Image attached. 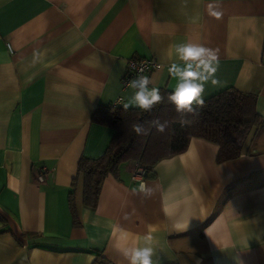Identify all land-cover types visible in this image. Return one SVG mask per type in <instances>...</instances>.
Here are the masks:
<instances>
[{
  "label": "crops",
  "instance_id": "1",
  "mask_svg": "<svg viewBox=\"0 0 264 264\" xmlns=\"http://www.w3.org/2000/svg\"><path fill=\"white\" fill-rule=\"evenodd\" d=\"M208 2L0 0V264H128L121 229L151 231L159 264H264V232L251 223L264 217V123L222 162L216 143L191 137L144 178L150 198L133 191L126 162L104 177L93 208L82 203L77 163L101 156L114 133L91 116L131 97L128 58L155 57L150 87L173 91L175 45L213 48L220 83L204 99L253 94L264 120V0H221L219 19Z\"/></svg>",
  "mask_w": 264,
  "mask_h": 264
},
{
  "label": "trees",
  "instance_id": "2",
  "mask_svg": "<svg viewBox=\"0 0 264 264\" xmlns=\"http://www.w3.org/2000/svg\"><path fill=\"white\" fill-rule=\"evenodd\" d=\"M162 100L150 111L138 107L105 106L91 116L93 122L113 129V136L104 153L98 158L81 157L77 163V177L82 182V203L93 208L97 202L101 183L107 174L118 177L121 165L136 163L144 170V178L164 158L183 151L191 137H201L218 145L216 161L237 157L251 134L264 123L255 110V96L234 89H225L204 99L196 114H187L192 123L181 126L180 116L174 105L168 102L171 92L159 89ZM168 121L164 133L153 128L147 136H138L131 128L134 123L147 126L153 119ZM74 183V182H73ZM72 224L78 225V216L72 193L68 197ZM106 264V263H104Z\"/></svg>",
  "mask_w": 264,
  "mask_h": 264
},
{
  "label": "clouds",
  "instance_id": "3",
  "mask_svg": "<svg viewBox=\"0 0 264 264\" xmlns=\"http://www.w3.org/2000/svg\"><path fill=\"white\" fill-rule=\"evenodd\" d=\"M221 0H209L207 3V12L210 16L217 19L221 16L219 11ZM176 62H172L168 67L169 75L176 80L173 91H171L167 100L174 105L175 111L179 114V123L181 126L191 124L192 121L186 119L187 114H196L197 108H202L205 104L204 92L205 86L211 84L216 86L220 81L215 78L218 71V51L206 47L203 44L194 42H183L175 45ZM40 57L37 55L36 59ZM152 80L146 75H138L133 78L129 87L132 90L131 97L120 104L127 110L129 107H138L144 111H150L154 105L162 100L160 91L157 87L152 86ZM168 121L161 122L158 118L147 122V126L141 123L131 125L132 130L138 136H147L150 131L155 128L157 132L164 133L168 128ZM134 192L150 198L154 191L145 183H140ZM251 223L257 226L260 232H264V228L260 227L264 224V217L257 215L251 219ZM207 231V230H206ZM120 239L124 241L120 251L128 264H159L154 259L156 255L155 237L151 231L142 238L131 237L129 233L120 230ZM143 243L141 245L140 240ZM229 245H225V250Z\"/></svg>",
  "mask_w": 264,
  "mask_h": 264
},
{
  "label": "built area",
  "instance_id": "4",
  "mask_svg": "<svg viewBox=\"0 0 264 264\" xmlns=\"http://www.w3.org/2000/svg\"><path fill=\"white\" fill-rule=\"evenodd\" d=\"M11 51V50H10ZM161 67V63L156 60L155 57H132L126 60L125 72L121 80V85L126 87L129 85L130 81L133 78H136L138 75H147L150 71L157 70ZM122 97L119 96L108 106L116 107L120 105ZM47 174L46 169H41L35 180L38 183H43ZM131 178L132 180L139 181L143 183L144 180V170L141 166L134 163L131 168Z\"/></svg>",
  "mask_w": 264,
  "mask_h": 264
}]
</instances>
